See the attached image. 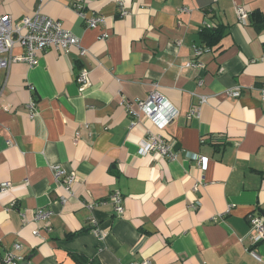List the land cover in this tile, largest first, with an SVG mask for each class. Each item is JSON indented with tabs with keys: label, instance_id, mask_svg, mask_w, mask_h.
<instances>
[{
	"label": "crops",
	"instance_id": "1",
	"mask_svg": "<svg viewBox=\"0 0 264 264\" xmlns=\"http://www.w3.org/2000/svg\"><path fill=\"white\" fill-rule=\"evenodd\" d=\"M121 1L126 16L118 0L0 2L15 20L60 22L87 51L52 47L0 70V264L9 252L20 264H264V240L249 238V217L264 219V0ZM204 23L222 29L216 42ZM154 84L177 111L161 130L133 103ZM151 135L173 159L138 153ZM54 168L75 176L70 192ZM36 210L53 213L48 225Z\"/></svg>",
	"mask_w": 264,
	"mask_h": 264
},
{
	"label": "built area",
	"instance_id": "2",
	"mask_svg": "<svg viewBox=\"0 0 264 264\" xmlns=\"http://www.w3.org/2000/svg\"><path fill=\"white\" fill-rule=\"evenodd\" d=\"M91 0H81L83 3H88ZM1 2V0H0ZM118 5L120 6L121 16H126L127 12L122 6V1L118 0ZM77 9L80 10L81 7L76 5ZM181 11H186L182 9ZM236 15L241 24L246 23L248 17L247 11L244 7L240 6L236 8ZM85 24L88 28H95L98 24L104 22L103 17L96 16L91 18H86L82 15ZM205 28L210 29L212 26L210 24L204 23ZM105 38L106 36L103 35ZM55 48L62 52L63 54L70 53L71 50L76 49L78 55L83 57L87 55V51L82 49L78 43V40L72 36L69 32L65 31L60 22L50 19L40 13H33L30 16H25L19 20H15L9 14H0V70H7L10 65L15 63H26L29 66H35L37 64L36 53L43 51L48 48ZM15 48L21 50L20 54H15L13 51ZM194 56H200L204 49L200 47H193ZM264 58V56H263ZM201 67V65H199ZM78 84V90L84 91L88 85V71L86 69H80L76 78ZM260 100L264 105V86L259 90ZM2 92V86L0 85V95ZM227 96L230 98H238L241 96V90L235 89L226 92ZM201 103L205 102L202 98ZM126 102H122L124 105ZM138 107L139 112L147 119H149L158 129H164L166 126L170 125L174 119L177 117V111L169 104V102L160 94L158 91V86L156 84L152 85V89L147 94L145 100H133ZM126 108L132 115V117H138V113L131 111L129 108V103H126ZM33 109V106H30ZM34 114H30L32 118ZM198 115V109L191 111L189 118ZM138 153L140 155L155 154L161 158L173 159L174 155L170 151V147L164 143L158 136H149L142 139L138 144ZM197 164L204 168L206 165V159L200 156H195L193 158ZM54 174L56 178L64 177V185L68 192L72 185L75 183L76 178L72 174L67 175L61 168H54ZM9 184H3L1 189H4ZM114 203L115 211L118 215L123 213L122 200L118 193H114L110 196ZM66 200H62V204H65ZM94 203L86 204L84 207L87 209H93ZM53 213L51 211L36 210L34 212V221H45L46 225L49 223V219ZM250 225V240L253 244H260L264 240V219L262 217H249ZM97 231L94 234L97 236ZM99 239V237H98ZM20 245L15 244L13 250H19ZM22 261L21 257L16 256L13 252H9L5 258V264H20ZM142 264H149L148 262H143Z\"/></svg>",
	"mask_w": 264,
	"mask_h": 264
},
{
	"label": "trees",
	"instance_id": "3",
	"mask_svg": "<svg viewBox=\"0 0 264 264\" xmlns=\"http://www.w3.org/2000/svg\"><path fill=\"white\" fill-rule=\"evenodd\" d=\"M209 24V23H207ZM262 27H264V24H262ZM212 28L210 29H207L205 28V26L202 27V33L201 35L202 36H205L208 41H212V42H216L220 37H221V34H222V29L221 28H218L216 30H211Z\"/></svg>",
	"mask_w": 264,
	"mask_h": 264
}]
</instances>
